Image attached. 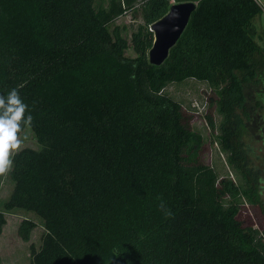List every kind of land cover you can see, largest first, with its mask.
Segmentation results:
<instances>
[{
	"label": "trees",
	"instance_id": "16d2710c",
	"mask_svg": "<svg viewBox=\"0 0 264 264\" xmlns=\"http://www.w3.org/2000/svg\"><path fill=\"white\" fill-rule=\"evenodd\" d=\"M169 1L0 0V94L24 85L38 143L15 154L4 205L43 221L27 264H264V178L254 180L242 142L247 125L264 134V45L253 23L262 9L175 0L196 8L153 65L149 26ZM136 7L143 23L130 57L121 27L110 25ZM186 79L211 89L214 141L232 176L204 159L193 113L164 91ZM214 114L205 113L213 129ZM245 202L259 208L261 229L239 217ZM4 224L0 210V233Z\"/></svg>",
	"mask_w": 264,
	"mask_h": 264
},
{
	"label": "rangeland",
	"instance_id": "374dc122",
	"mask_svg": "<svg viewBox=\"0 0 264 264\" xmlns=\"http://www.w3.org/2000/svg\"><path fill=\"white\" fill-rule=\"evenodd\" d=\"M170 5L175 3V0H170ZM108 0H95V5L102 4L106 6ZM264 6V0H261ZM138 23H143L141 10L136 7L135 10H130L119 16L114 23L110 25V29L114 25H119L122 29V35L128 40L129 48L125 51L127 56L133 57V52L130 45V37L132 31ZM255 39L260 45H264V11L258 15L254 21ZM258 89H254L253 93ZM168 95L180 101L183 107L193 113L192 124L195 129L201 132L206 145L203 154L204 159L219 173V175L228 174L232 176L230 169L225 163L224 155L219 152L218 145L214 141V136L217 132V124L219 117L209 111L207 102L212 99L210 87L206 82L195 79H186L181 83H171L165 90ZM252 93V92H251ZM193 109V110H192ZM210 112L214 118V128L208 123L205 118V113ZM240 112V109L237 110ZM216 125V126H215ZM253 127V128H252ZM27 140L23 147L38 148V143L34 133L29 129L26 130ZM264 134L261 133L259 127L247 125L242 129V142L244 155L246 157L247 168L255 181L264 178ZM259 186L258 201L264 207V182H257ZM13 181L10 174L0 176V210L4 212L5 224L0 233V264H27L31 256V244L38 248L41 241V235L44 232V224L42 219L30 211L20 209L5 210L4 205L9 198L13 189ZM240 218H243L247 224H250L258 229L263 226V217L257 206H251L244 203L241 208ZM23 221H28L33 225L28 227Z\"/></svg>",
	"mask_w": 264,
	"mask_h": 264
},
{
	"label": "clouds",
	"instance_id": "9594fccd",
	"mask_svg": "<svg viewBox=\"0 0 264 264\" xmlns=\"http://www.w3.org/2000/svg\"><path fill=\"white\" fill-rule=\"evenodd\" d=\"M23 87L20 84L10 89L7 95L0 94V176H6L13 170L14 156L23 150L28 138L26 130L33 127L34 117L20 95ZM160 210L166 216L172 215L163 201Z\"/></svg>",
	"mask_w": 264,
	"mask_h": 264
},
{
	"label": "water",
	"instance_id": "95a60500",
	"mask_svg": "<svg viewBox=\"0 0 264 264\" xmlns=\"http://www.w3.org/2000/svg\"><path fill=\"white\" fill-rule=\"evenodd\" d=\"M196 8L194 1H181L171 4L168 11L150 24L153 43L148 50V61L160 65L168 56L170 48L177 42L184 31L192 12Z\"/></svg>",
	"mask_w": 264,
	"mask_h": 264
},
{
	"label": "built area",
	"instance_id": "2783aa9c",
	"mask_svg": "<svg viewBox=\"0 0 264 264\" xmlns=\"http://www.w3.org/2000/svg\"><path fill=\"white\" fill-rule=\"evenodd\" d=\"M257 4H259L260 5V7H261V9H262V11H264V6L262 5V3H261V0H254Z\"/></svg>",
	"mask_w": 264,
	"mask_h": 264
}]
</instances>
